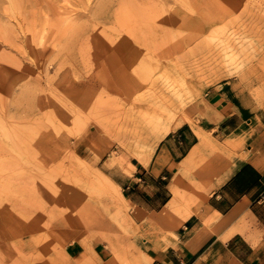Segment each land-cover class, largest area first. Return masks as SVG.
<instances>
[{
  "label": "rangeland",
  "instance_id": "1",
  "mask_svg": "<svg viewBox=\"0 0 264 264\" xmlns=\"http://www.w3.org/2000/svg\"><path fill=\"white\" fill-rule=\"evenodd\" d=\"M0 27V264H78L67 252L77 243L99 245L105 264L151 263L204 186L178 184L162 219L140 211L125 186L133 136L167 114L164 93L191 115L152 159L183 133L213 140V90L264 112V0H0Z\"/></svg>",
  "mask_w": 264,
  "mask_h": 264
},
{
  "label": "crops",
  "instance_id": "2",
  "mask_svg": "<svg viewBox=\"0 0 264 264\" xmlns=\"http://www.w3.org/2000/svg\"><path fill=\"white\" fill-rule=\"evenodd\" d=\"M209 101L220 114L211 128L213 140L204 142L186 133L180 134L181 140L173 137L160 160L137 168L125 184L129 200L140 211L161 219L175 208V179L180 190L189 180L204 186L202 207L192 215L178 211L183 225L175 238L152 247L149 264H264V112L234 102L224 89L213 90ZM200 162L205 169L184 176L186 165ZM83 245L71 244L67 250L78 264L108 261L99 245L89 251L87 263L77 261ZM110 264H115L113 259Z\"/></svg>",
  "mask_w": 264,
  "mask_h": 264
},
{
  "label": "bare ground",
  "instance_id": "3",
  "mask_svg": "<svg viewBox=\"0 0 264 264\" xmlns=\"http://www.w3.org/2000/svg\"><path fill=\"white\" fill-rule=\"evenodd\" d=\"M6 10L7 9H5L4 12H6ZM18 15H19V11H18L17 8H15L14 9V21H17L18 20ZM15 24H17V23H15ZM1 29H4V28L0 27V30ZM10 29H15L14 28V25ZM216 72L217 73H220L221 72V68H219ZM226 76H228V74H226ZM222 77H224V76H222ZM222 77H221V79H222ZM132 89H134V88H132ZM183 93H185V92H183ZM176 94H178V93L176 92ZM169 95H170V93H169ZM178 97H180V95L177 96V98ZM177 100L179 101L180 99H177ZM176 102L174 101V99L172 101V97H169L166 93H164L163 95H161V97L158 99V102L157 103L161 107L162 106H165V112L167 111V114H165L163 116V118L160 120V122H157V123L154 124L152 131H150L148 133L147 132L144 133V132H141V131L140 132L136 131V133L134 134L133 137H134L135 141L137 142L136 145L138 146L137 147L138 148L137 149V153H136L137 159H136V164H135V168L136 169L139 168L140 166H145V167L147 166L148 167L150 165L151 161H152V155L154 154L155 149L157 148V146L159 145V143L161 142V140L171 132L172 126H179V124L181 122H183L184 120H188L189 119V117H190L191 114H189L186 110L181 109L180 105L179 106H176L177 105ZM96 126H97V128H101L102 129V126H101L100 123H97ZM151 141H153V147L152 148L150 147L151 149H148L146 144L151 143ZM131 152H132V150H131ZM178 184H179L178 180L175 179L173 181L172 185H171V190H172L173 194L177 197V199H179V197H180L179 192H178ZM18 188H20V187H18ZM19 193H21V192H19ZM36 201H37V198H36ZM108 202H109V205H108V208L109 209L110 208H111V210H113V209H119V211H121V212L125 211L124 209H122L123 206L121 205V202L116 197L110 196L109 199H108ZM37 203H39V202H37ZM31 204L34 205V203H32V202H31ZM40 205L42 206V204H40ZM43 206H45L44 203H43ZM41 209H43V208H41ZM98 214L96 213V215L94 217V219L97 220V223L101 224L100 226L104 225V226H108L109 227L111 225L110 221L107 218H105V216H100ZM80 217H82V216H80ZM83 249H84V253L79 256V259H77V261H81L83 259L87 263L88 262L87 261L88 260V255H89V248L84 244L83 245Z\"/></svg>",
  "mask_w": 264,
  "mask_h": 264
}]
</instances>
